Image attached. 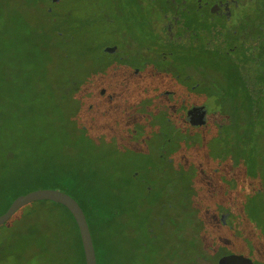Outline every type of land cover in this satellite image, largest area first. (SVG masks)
I'll return each instance as SVG.
<instances>
[{
  "label": "rangeland",
  "instance_id": "rangeland-1",
  "mask_svg": "<svg viewBox=\"0 0 264 264\" xmlns=\"http://www.w3.org/2000/svg\"><path fill=\"white\" fill-rule=\"evenodd\" d=\"M37 1L0 0V145L15 153L9 169L28 163L38 173L21 183L24 190L58 189L67 183L65 173L96 171L95 184L115 186L121 202L135 210L127 223L139 227V262L200 264L210 250L204 239L197 241L195 216L201 223L216 219L220 173L213 170L236 150L228 131L219 137L210 122L196 129L183 125L179 112L201 100L202 91L180 104L186 88L174 78L178 72L162 71L155 81L149 69L133 77L118 68L121 81L110 80L106 68L98 73L110 61L103 50L123 16L130 24L131 0ZM45 7L53 14L44 15ZM102 78L108 98L99 95ZM216 85L213 92L224 87ZM168 89L174 91L166 96ZM261 149L264 155V143ZM259 159L264 170V157ZM130 173L137 175L129 180ZM145 184L151 186L148 204L136 195ZM33 225L32 233L26 231ZM0 226V241L21 231L20 258L0 264L80 263L73 222L49 200L22 206Z\"/></svg>",
  "mask_w": 264,
  "mask_h": 264
},
{
  "label": "flooded vegetation",
  "instance_id": "flooded-vegetation-1",
  "mask_svg": "<svg viewBox=\"0 0 264 264\" xmlns=\"http://www.w3.org/2000/svg\"><path fill=\"white\" fill-rule=\"evenodd\" d=\"M130 8V24L123 16L105 57L133 77L149 69L155 81L162 71L178 72L174 78L186 88L180 104L202 91L201 100L179 112L183 125L196 129L210 122L219 137L230 131L234 116L244 110L237 102L257 92L255 82L264 76V0H131ZM173 63L181 69L175 71ZM117 72L110 80L121 81ZM221 81L224 87L213 92ZM168 90L166 96L173 94ZM99 95H108L106 87Z\"/></svg>",
  "mask_w": 264,
  "mask_h": 264
},
{
  "label": "trees",
  "instance_id": "trees-1",
  "mask_svg": "<svg viewBox=\"0 0 264 264\" xmlns=\"http://www.w3.org/2000/svg\"><path fill=\"white\" fill-rule=\"evenodd\" d=\"M45 1L52 5L60 2V0ZM52 14V7L44 8V15ZM109 60L105 65L101 63L104 68L98 70L99 74L105 68L109 75L116 72L118 69L116 59ZM172 66L175 71L181 69L179 63H173ZM101 82L97 88L103 87L107 81L102 78ZM255 90L257 92L253 89L251 94L243 95V98L239 99L237 103L244 109L243 113L234 116L232 129L228 130L227 135L231 137L232 144L236 148L233 159H228L221 170L220 168L213 170L218 176L220 173L215 184V199L219 201L218 208L214 211L216 219L201 223L200 217L197 214L195 216L201 227L196 234L197 241L200 238L204 239L203 244L210 250L208 255L202 256L205 259L202 262L218 264V259L222 256L243 254L254 264H264V194L261 190L264 186V170L259 159L261 156L264 157L261 155L264 143V119L260 118L264 114V76L255 82ZM87 107L91 108L88 104ZM14 157L15 153H10L0 145V215L17 196L31 191V189L24 190L21 183L29 179L28 177L38 174L32 171L28 163L24 165L15 163L9 169L7 162L14 160ZM98 175L96 171H78L71 176L65 173L63 177L69 185L63 184L58 189L73 197L82 209L91 233L96 264H142L136 253L138 237L134 235L139 227L134 226V223H127L135 210L127 209L126 202H121L122 195L115 186L105 188L100 184L103 188H99L91 178L92 176L96 178ZM44 176L49 177L48 174ZM134 176L135 173H130L129 180ZM142 187V190L141 187L138 189L136 195L147 203L151 193L146 184ZM51 203L60 206L68 213L77 234L79 264H85L78 229L72 215L63 205ZM34 230L33 225L26 231L32 233ZM142 231L148 236L147 229L143 227ZM20 232L18 231L13 239L5 238L0 241V263L20 258V246L18 251ZM227 247L232 250L219 254L221 249Z\"/></svg>",
  "mask_w": 264,
  "mask_h": 264
},
{
  "label": "water",
  "instance_id": "water-1",
  "mask_svg": "<svg viewBox=\"0 0 264 264\" xmlns=\"http://www.w3.org/2000/svg\"><path fill=\"white\" fill-rule=\"evenodd\" d=\"M114 47H105V51H111ZM104 92V89H101ZM41 200H49L63 205L72 215L80 237L85 264H96L94 245L85 215L77 201L69 194L59 189L38 188L17 196L9 205L7 210L0 215V225L5 223L22 206ZM234 260L236 264H254L253 261L243 254H230L218 259V264H226Z\"/></svg>",
  "mask_w": 264,
  "mask_h": 264
}]
</instances>
